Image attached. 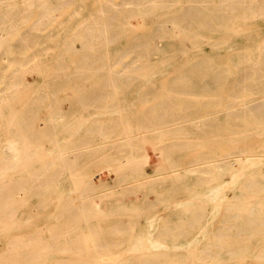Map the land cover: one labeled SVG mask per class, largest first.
Listing matches in <instances>:
<instances>
[{
    "label": "bare ground",
    "instance_id": "bare-ground-1",
    "mask_svg": "<svg viewBox=\"0 0 264 264\" xmlns=\"http://www.w3.org/2000/svg\"><path fill=\"white\" fill-rule=\"evenodd\" d=\"M261 18L264 0H0V264H264Z\"/></svg>",
    "mask_w": 264,
    "mask_h": 264
},
{
    "label": "rangeland",
    "instance_id": "rangeland-1",
    "mask_svg": "<svg viewBox=\"0 0 264 264\" xmlns=\"http://www.w3.org/2000/svg\"><path fill=\"white\" fill-rule=\"evenodd\" d=\"M66 16L67 15H65V13H60L59 14V17H60V19L62 18H66ZM133 24H138V25H140V26H142L143 24H145V25H150V24H152L151 22H146V23H143V22H134ZM254 26L255 27H259L261 30H264V19L263 18H261V19H259V20H257V22H256V25L254 24ZM46 31H44V33H45ZM62 33V32H61ZM163 39H159V44L160 45H162L163 44ZM228 49V47H226L225 48V50H227ZM31 53L32 54H34V50H31ZM55 53H57V51H54V52H49V53H47L46 55L47 56H49V57H51V56H53ZM38 79H39V81L40 82H42L43 80H42V78L39 76V77H37ZM145 105H141L140 103H137V105L135 106V108H134V110L132 111V112H129V113H133V112H136V113H139V112H141V110H142V108L144 107ZM41 113L43 114V115H45V112L42 110L41 111ZM124 115V114H123ZM100 120L102 119V122H105L106 121V118H103V117H100L99 118ZM88 120H90L89 118H88ZM86 127L87 126H85V127H83L82 128V130H84V129H86ZM68 135V134H67ZM67 135H64V136H67ZM71 136V135H70ZM111 137H109V140L108 141H105V142H93L92 143V145H90V147H96V146H99V145H104V144H106V143H111V142H113L114 141V139H110ZM121 140V139H120ZM45 148H46V151L48 150L49 151V148H50V150L52 149V145L50 144V143H46L45 145ZM36 150V149H35ZM9 158V155H5V154H0V164L1 163H6L7 162V160H9L8 159ZM154 165H155V161L152 159L151 161H150V167H148V173H153V167H154ZM98 167L100 168V169H102V170H104L105 171V176H106V180H107V182L108 183H111V184H113V185H115L116 187H115V189H121L120 188V186L121 187H126V186H130V185H132L134 182H128V183H121V185L119 184V182L120 181H118L117 180V177H116V170L113 168V166H111V165H106V164H104V163H100L99 165H98ZM153 178L154 179H156V177L155 176H153ZM161 190H163V187L161 186ZM149 191H147V189H140L139 191H136L135 192V195L134 196H132V195H129L128 196V198H127V201H129V198L131 199V200H136L137 202H141V199L143 198V195H145L146 193H148ZM150 199L151 200H155V193H150ZM134 197V198H133ZM98 204L99 205H102V209H108L107 208V206H106V204L107 203H103V204H101V202L100 201H98ZM160 215L161 214V211H158V212H155V213H151V214H149L148 216H153V215ZM209 230H212V229H209ZM0 239H2V240H0V253H3L5 250H6V248H7V246H6V242H7V240H6V238L4 237V238H0ZM10 246H12V247H16V248H19V247H21L20 245H13V244H10ZM52 257H54V255H52ZM109 259H104V258H100L98 261L99 262H107Z\"/></svg>",
    "mask_w": 264,
    "mask_h": 264
}]
</instances>
